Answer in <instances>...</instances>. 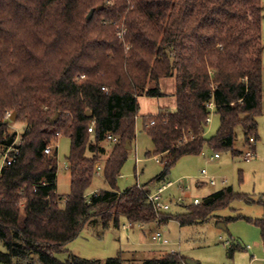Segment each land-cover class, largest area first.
<instances>
[{
    "label": "trees",
    "instance_id": "trees-1",
    "mask_svg": "<svg viewBox=\"0 0 264 264\" xmlns=\"http://www.w3.org/2000/svg\"><path fill=\"white\" fill-rule=\"evenodd\" d=\"M263 70L264 0H0V146L15 142L12 124H23L18 160L0 175V264H180V254L133 262L56 255L95 219L105 231L120 229L122 219L184 227L249 200L226 187L186 213L158 217L149 194L182 158L206 147L241 154L239 128L247 143L256 140ZM171 77L176 112L143 117L154 144L148 156L166 161L163 172L146 186L120 191L137 138L139 98L164 97L160 82ZM211 102L220 126L207 138ZM8 112L14 120L5 121ZM57 135L71 139L66 197L57 194L58 149L45 154ZM106 142L112 151L102 170L111 189L88 195ZM255 225L264 238V218ZM242 249L233 243L228 254Z\"/></svg>",
    "mask_w": 264,
    "mask_h": 264
},
{
    "label": "rangeland",
    "instance_id": "rangeland-1",
    "mask_svg": "<svg viewBox=\"0 0 264 264\" xmlns=\"http://www.w3.org/2000/svg\"><path fill=\"white\" fill-rule=\"evenodd\" d=\"M175 83V77L163 80L161 87L167 95L162 98L140 97L139 113L154 116L160 108L158 101L167 106L164 111L176 112V99L170 94L172 85L176 87ZM219 126L220 118L213 112L211 122L207 126V138L215 136ZM9 128L19 135L17 142L20 143L23 124L14 123ZM56 141L57 193L66 197L71 193V174L67 164L71 139L68 136H60ZM104 146L108 153L101 158L102 169L112 151L110 143L106 142ZM247 147L243 131L239 128L235 150L241 154L234 156L231 152H223L219 154V158H215L216 153L206 147L200 156L182 158L161 184L162 186L168 182L174 183L173 187L163 194L164 202L170 203L171 209L169 213L162 215L186 213L193 206L195 199L202 202L211 194L226 187H232L236 193L247 195L249 200L236 199L228 207L216 211L207 222L184 227L171 220L166 224L158 225L154 222L145 225V230L135 227L128 231L123 229V225H128L129 222L122 219L120 229L112 226L105 231L101 221L95 219L89 222L80 236L67 246V251L56 255V258L65 261L70 255H74L88 260L106 261L121 256L130 262L137 261L139 258L135 254L131 256L133 255L131 252L155 248L151 234L159 230L174 245L165 250L175 249L187 263L190 261L192 264H264V238L261 229L255 225L257 219L264 218V70L262 115L258 118L255 158L252 161H246L243 157ZM153 151L154 144L144 131L143 117H139L137 138L117 181L120 191L137 185L146 186L163 172V166L157 158L148 156V153ZM102 169L96 172L93 184L87 191L88 195L111 189ZM203 170L207 172L208 178L202 174ZM211 179H214L215 185L210 183ZM198 183L203 184L198 186ZM158 186L160 185L153 184L150 188L154 190ZM180 187L189 189L182 193ZM181 196H185L184 201L178 204ZM233 243L242 245L245 250L237 251L231 258L228 250ZM185 260L180 264H186Z\"/></svg>",
    "mask_w": 264,
    "mask_h": 264
},
{
    "label": "built area",
    "instance_id": "built-area-1",
    "mask_svg": "<svg viewBox=\"0 0 264 264\" xmlns=\"http://www.w3.org/2000/svg\"><path fill=\"white\" fill-rule=\"evenodd\" d=\"M208 109L210 110V115L207 119V126L208 124L211 122V115L213 112H215V105L213 102L208 104ZM13 118V115L11 112L6 113L5 116V121H10ZM94 124L95 122H92L91 127L89 128V132L93 133L94 132ZM152 124H154V122H152ZM18 134H17V138H18ZM60 136L57 135V138H59ZM17 138L15 140V142L12 145H2L0 146V175H1V171L4 169V167L6 166H11L14 163L17 162L18 157H19V149L17 148V145H19L20 143L17 142ZM108 140L112 141V143H117V139L113 138L111 136H108ZM256 143L255 138H250L249 143H248V147L244 150L243 153V157L246 161H252L255 158V150H254V145ZM58 149L57 147V141L55 143H53L52 146H49L45 149V154L46 155H51L53 153V151L55 149ZM220 155L216 154L215 158H219ZM157 160L163 164L166 161H164L162 158H160L159 156L156 157ZM101 166H98V170H101ZM202 174L204 175V177H207V172L205 170H203ZM210 183L212 185H215L216 182L214 181V179H211ZM43 185H45L46 183L43 182ZM174 185V183L168 182L165 185H162L158 188V190L154 193H150L149 194V200L152 203L155 211L157 213H159L158 217H160L161 213H166L168 211H170L171 209V205L170 203H166L163 200V194L169 190L170 188H172ZM189 188H185V187H180V190L182 193H184L185 191H187ZM183 195V194H182ZM185 196H181L178 200V204H180L181 202L184 201ZM201 203V201H199L198 199H195L193 201L194 205H199ZM158 225H160V218H158V220L155 222ZM135 224L129 222L128 225H124L123 229L124 230H129L131 229ZM140 227H142L143 225H139ZM151 239L154 245L156 246H160V247H165V248H169V247H173L174 245L172 244L171 240L168 239L167 237L164 236V234L157 230L155 232H153L151 234ZM249 248V247H248ZM163 256H168V255H175L177 254V251L175 249H171L170 251H164L161 253Z\"/></svg>",
    "mask_w": 264,
    "mask_h": 264
},
{
    "label": "crops",
    "instance_id": "crops-1",
    "mask_svg": "<svg viewBox=\"0 0 264 264\" xmlns=\"http://www.w3.org/2000/svg\"><path fill=\"white\" fill-rule=\"evenodd\" d=\"M163 80H165V79H163ZM163 80H161V82H160V87H161V84H162V82H163ZM176 84V83H175ZM161 90H162V87H161ZM162 92L164 93V94H166L163 90H162ZM176 92V87H173V85H172V88H171V95H172V97H174L173 95H174V93ZM167 95V94H166ZM158 105H159V110L158 111H156L155 113V115H158L161 111H164L166 108H167V106H165V103H159V101H158ZM166 112H168V111H166ZM146 115H142V114H140L139 113V117H145ZM139 117H138V120H139ZM201 184H203V183H198V186H201ZM158 187H160V186H158ZM158 187H157V189H154V190H152V193H154V192H156L157 190H158ZM58 194V193H57ZM170 211H168V212H166V213H169ZM169 221H171V220H169ZM169 221H166L165 223H163V224H166L167 222H169ZM175 221V220H174ZM177 222V221H176ZM124 226V225H123ZM135 227H138L139 229H141V230H145V225H143L142 227H140L139 225H134L131 229H133V228H135ZM131 229H129V230H131ZM128 230V231H129ZM242 246V245H241ZM154 247L155 248H153V249H150V248H147V249H145V251L143 250V252H139V251H132L131 253H133V255H131V256H134V254H135V256H137V258H139V259H145L146 257L147 258H163V257H165V256H163L161 253L162 252H164V251H166L165 250V247H160V246H156V245H154ZM242 250H245V248L242 246ZM248 248V247H247ZM248 249H250V248H248ZM242 250H240V251H242ZM234 257V256H233ZM129 259V258H128ZM186 264H188V263H186ZM191 264H192V262H191Z\"/></svg>",
    "mask_w": 264,
    "mask_h": 264
},
{
    "label": "water",
    "instance_id": "water-1",
    "mask_svg": "<svg viewBox=\"0 0 264 264\" xmlns=\"http://www.w3.org/2000/svg\"><path fill=\"white\" fill-rule=\"evenodd\" d=\"M95 14V10H92L89 15H88V19L91 20L93 18ZM13 120L15 119V117L13 116L12 118ZM56 119L52 121V123H55ZM127 149L130 150L131 149V146L127 145ZM221 227H224V226H221ZM188 264H191V262L189 261Z\"/></svg>",
    "mask_w": 264,
    "mask_h": 264
}]
</instances>
